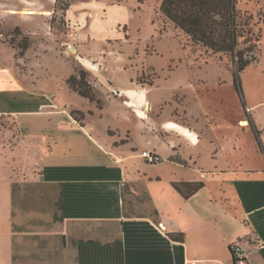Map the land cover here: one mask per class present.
<instances>
[{"label": "crops", "instance_id": "1", "mask_svg": "<svg viewBox=\"0 0 264 264\" xmlns=\"http://www.w3.org/2000/svg\"><path fill=\"white\" fill-rule=\"evenodd\" d=\"M189 86L199 108L194 114L185 97L167 124L159 121L164 108L156 119L125 99L115 113L131 125L124 131L101 130L87 114L60 121L47 151L56 164L27 178L47 210L24 224L15 221L13 205L7 208L0 234L7 264L19 255L20 264H234L231 248L238 243L248 264H264L263 134L261 147L245 103L250 116L242 106L240 122L250 121L242 129L251 141L237 144L238 132L219 141L211 130H231L219 120L224 99L211 98L205 83ZM116 101L107 99L100 111ZM143 151L161 161L148 164ZM182 183L204 187L186 199L174 186Z\"/></svg>", "mask_w": 264, "mask_h": 264}, {"label": "rangeland", "instance_id": "2", "mask_svg": "<svg viewBox=\"0 0 264 264\" xmlns=\"http://www.w3.org/2000/svg\"><path fill=\"white\" fill-rule=\"evenodd\" d=\"M160 5L161 0H0V234L6 232L11 205L15 221L24 224L47 210L33 198L36 185L27 189V178L39 174L40 167L50 171L56 164L47 153L55 147L53 131L71 115L81 121L87 114L101 130L112 126L124 131L131 125L117 120L115 113L125 99L137 111L150 110L156 119L164 108L159 121L167 124L172 107L185 97L196 113L197 96L189 85L202 82L211 98L224 99L226 113L219 120H228L231 129L211 132L219 141L222 136L232 139L236 132L237 144L251 141L243 136L242 128L251 123L240 122L243 104L231 55H212L201 46L191 49L190 39L166 20ZM236 10L244 31L238 48L253 45L257 58L240 74L243 101L252 108L251 126L259 128L264 140V0H236ZM16 27L31 41L23 56L13 48L22 41ZM81 70L87 72L99 105L69 87L68 79ZM109 98L118 101L108 102L103 113ZM4 241L0 239V264L8 262ZM32 261L28 264H36ZM15 263H21L20 255Z\"/></svg>", "mask_w": 264, "mask_h": 264}, {"label": "trees", "instance_id": "3", "mask_svg": "<svg viewBox=\"0 0 264 264\" xmlns=\"http://www.w3.org/2000/svg\"><path fill=\"white\" fill-rule=\"evenodd\" d=\"M159 12L173 24L176 30L183 32L190 39L191 49L194 46H201L206 51H210L212 55L219 53L231 55L235 67L233 71L235 87L245 106L240 74L255 63L257 58L253 55L255 48L253 45L243 49L238 48V41L243 37L244 31L239 29L237 23L236 0H161ZM15 30L22 41L13 48L19 49L20 56H23L30 48L31 41L20 27H16ZM67 82L71 90L86 101L100 104L97 92L91 87L85 70H81L79 76L72 75ZM256 136L259 141L258 132ZM259 144L262 147L260 141ZM174 186L186 199L204 187L202 183H182L174 184ZM231 251L235 263L236 256L233 247Z\"/></svg>", "mask_w": 264, "mask_h": 264}, {"label": "built area", "instance_id": "4", "mask_svg": "<svg viewBox=\"0 0 264 264\" xmlns=\"http://www.w3.org/2000/svg\"><path fill=\"white\" fill-rule=\"evenodd\" d=\"M247 112L249 113V109H247ZM141 156L146 160L148 164H156L161 161V158L151 152V151H143L141 153ZM234 255L236 256V261L234 264H248L246 260V254L244 253V249L242 246L238 243L233 247Z\"/></svg>", "mask_w": 264, "mask_h": 264}]
</instances>
